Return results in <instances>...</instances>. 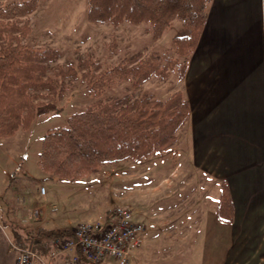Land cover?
I'll list each match as a JSON object with an SVG mask.
<instances>
[{"label":"crops","instance_id":"crops-1","mask_svg":"<svg viewBox=\"0 0 264 264\" xmlns=\"http://www.w3.org/2000/svg\"><path fill=\"white\" fill-rule=\"evenodd\" d=\"M179 85L190 107L185 133L178 137L186 145L178 154L186 168L166 169L161 213L132 210L146 231L130 264H264V0H211ZM86 179L78 182L76 195L89 189ZM223 182L234 205L230 223L216 216ZM190 184L189 203L173 198ZM53 199L39 207L42 229L72 230L80 222L99 221L66 197ZM16 257L0 226V264H15ZM48 260L41 256L35 264Z\"/></svg>","mask_w":264,"mask_h":264},{"label":"trees","instance_id":"trees-1","mask_svg":"<svg viewBox=\"0 0 264 264\" xmlns=\"http://www.w3.org/2000/svg\"><path fill=\"white\" fill-rule=\"evenodd\" d=\"M42 0L15 1L0 7V138L27 131L37 117L59 114V101L68 81L79 78L95 101L67 117L65 125L47 129L41 136L37 164L46 174L79 182L97 173L104 164L143 159L168 151L177 141L190 107L179 91L165 99L147 95L123 102L104 101L105 90L129 81L136 88L151 77L167 79L185 75L188 57L195 49L211 0H87L86 18L118 26L147 24L152 39H159L175 20L186 30L171 38L173 54L152 51L145 56L122 58L102 68L90 59L61 64V53L51 46L24 42L30 33L28 15ZM217 218L230 223L234 205L223 182L216 206ZM112 214L105 217L109 222ZM31 248L49 256L51 240L73 238L71 229L27 232ZM27 246L22 237H15ZM30 247V246H27Z\"/></svg>","mask_w":264,"mask_h":264},{"label":"rangeland","instance_id":"rangeland-1","mask_svg":"<svg viewBox=\"0 0 264 264\" xmlns=\"http://www.w3.org/2000/svg\"><path fill=\"white\" fill-rule=\"evenodd\" d=\"M15 1L21 0H0V7ZM86 11L87 0H42L27 17L31 30L24 42L58 49L61 56L57 62L61 64L76 65L79 59L90 58L106 68L122 58L145 56L152 51L160 54L169 51L173 54L171 38L186 33L181 23L175 20L159 39L154 40L145 23H122L118 26L95 23L87 20ZM179 89V78L172 72L165 80L151 77L136 88L131 87L129 81L121 82L105 90L101 98L114 103L142 95L165 99L176 91L182 94ZM94 101L95 98L79 78L69 80L68 88L58 104L62 107L59 114L37 117L29 130L0 138V226L9 233L12 244L18 245L13 237L16 232L31 247L27 232L40 228L38 216L41 217L43 211L40 212L39 207L50 196L54 197V202L58 199L61 202L66 197L67 201L74 202L80 209H88L99 221H104L118 204L127 205L134 212L141 208L145 211L148 209V214L161 213L165 205L163 179L166 169L174 167L178 172L180 167L186 168L184 160L178 156L179 151L186 148V145L179 143L181 138L178 141V137H183L185 133L186 124L177 132V141L168 151L151 155L141 162L124 160L104 164L91 178L84 180L90 186L81 194H75L79 188L78 182L56 179L38 166L42 134L49 128L65 125L70 114ZM30 187L32 191L28 193ZM42 187L50 190L48 195H41ZM193 187L190 184L181 193L176 192L173 198L178 200L184 197L189 203L188 199L194 196ZM35 209L39 215L35 214ZM64 255L56 258L62 259Z\"/></svg>","mask_w":264,"mask_h":264},{"label":"built area","instance_id":"built-area-1","mask_svg":"<svg viewBox=\"0 0 264 264\" xmlns=\"http://www.w3.org/2000/svg\"><path fill=\"white\" fill-rule=\"evenodd\" d=\"M111 214L109 222L78 223L72 229L71 239H52L45 264H52L50 260L61 254L67 255L61 264H129L131 252L143 244L146 225L133 218L132 209L127 205L114 206ZM14 248L15 264H35L41 259L31 247L14 245Z\"/></svg>","mask_w":264,"mask_h":264}]
</instances>
